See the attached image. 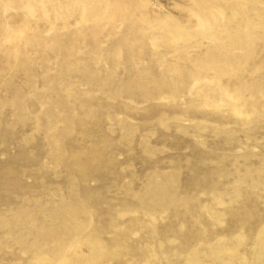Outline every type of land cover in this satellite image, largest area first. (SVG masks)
Masks as SVG:
<instances>
[{"label": "rangeland", "instance_id": "1", "mask_svg": "<svg viewBox=\"0 0 264 264\" xmlns=\"http://www.w3.org/2000/svg\"><path fill=\"white\" fill-rule=\"evenodd\" d=\"M0 264H264V0H0Z\"/></svg>", "mask_w": 264, "mask_h": 264}, {"label": "bare ground", "instance_id": "2", "mask_svg": "<svg viewBox=\"0 0 264 264\" xmlns=\"http://www.w3.org/2000/svg\"><path fill=\"white\" fill-rule=\"evenodd\" d=\"M130 1H131V0H130ZM128 3H129V2H128ZM131 3H132V2H131ZM131 3H130V4H131ZM130 4H129V5H130Z\"/></svg>", "mask_w": 264, "mask_h": 264}]
</instances>
